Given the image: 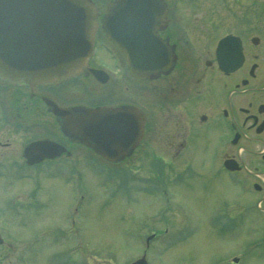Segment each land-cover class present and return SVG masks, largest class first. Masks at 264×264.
Segmentation results:
<instances>
[{"label": "flooded vegetation", "instance_id": "obj_1", "mask_svg": "<svg viewBox=\"0 0 264 264\" xmlns=\"http://www.w3.org/2000/svg\"><path fill=\"white\" fill-rule=\"evenodd\" d=\"M105 1L106 6L111 0ZM164 3L165 20L159 19L151 25L156 26L155 34L167 45L165 55L169 59L162 63L170 66L168 71L158 70L153 77L130 74L126 57L102 31L105 12L99 10L95 51L105 48L114 53H107L110 61L107 64L92 59L95 55L89 64L97 68L105 64V83L84 73L59 83L36 86L0 79V169L17 163L22 173L27 168L36 173L38 165H54L58 172L64 157H72L76 145H80L107 163L139 162L146 156L153 166L154 186L157 182L178 184L179 178L191 173L200 176L201 160L195 153L212 152L206 163L213 173L226 172L232 180L244 183L245 192L259 194L256 210L264 216V168L260 166V163L264 166V0H164ZM114 24L115 28L120 25L122 31H127L138 22L126 19ZM223 66L232 69L225 70ZM90 80L105 86V92L104 99L87 105L123 106L129 119L137 116L141 121L144 116L133 136L118 141V148H124L119 151L118 157L123 156L120 159L108 160L77 139L64 135L60 129L63 118L54 115L47 103L52 101L60 106L82 103L75 100L67 103L69 89L74 95L83 91L90 98L99 96L94 94ZM75 83L81 86V92L75 90ZM28 131L29 140L15 154L9 140L15 133ZM38 139H50L64 145L66 151L27 164L24 147ZM251 143L257 147L247 148L245 144ZM153 147L156 149L152 152ZM245 153H251L252 159ZM227 160L232 169L225 167ZM237 173L244 176L237 179ZM162 187L167 189L165 184ZM242 212L233 202H225L219 211L220 230L234 231L243 220L248 222V215ZM232 257L224 261L240 262Z\"/></svg>", "mask_w": 264, "mask_h": 264}, {"label": "rangeland", "instance_id": "obj_2", "mask_svg": "<svg viewBox=\"0 0 264 264\" xmlns=\"http://www.w3.org/2000/svg\"><path fill=\"white\" fill-rule=\"evenodd\" d=\"M105 2L95 0L100 9ZM107 58L100 48L92 59L110 62ZM92 87L99 96L90 98L83 91L74 95L69 89L67 103L104 99L105 86L93 82ZM29 134L15 133L9 140L15 154ZM73 154L64 159L63 169L55 172L54 165L49 166L51 172H39L35 179L29 177L32 169L25 178L17 176V163L1 171L10 175L0 177V264H129L141 256L145 237L153 232L146 249L149 264H228L224 259L232 256L239 258L238 264H264V216L256 210L259 194L245 192L244 183L226 172L214 174L206 163L212 152L195 153L201 160V168L194 163L200 176L191 173L178 184L161 182L166 191L161 183L151 185L153 166L146 156L113 165L80 145ZM250 154L244 155L252 159ZM242 176L235 174L237 179ZM227 201L249 218L234 231L220 230L219 211Z\"/></svg>", "mask_w": 264, "mask_h": 264}, {"label": "water", "instance_id": "obj_3", "mask_svg": "<svg viewBox=\"0 0 264 264\" xmlns=\"http://www.w3.org/2000/svg\"><path fill=\"white\" fill-rule=\"evenodd\" d=\"M164 12L163 0H112L107 5L103 32L124 52L133 75L147 76L167 68L162 63L169 59L165 55L167 48L153 34L154 25H151L159 19L160 13L165 17ZM96 15L97 7L92 0H0V77L19 84L36 85L85 71L105 82L106 75L100 76V72L87 66L93 51ZM134 17L141 23L130 28L138 34L127 46L120 38H129L131 34L121 31L123 26L115 28L114 23ZM223 69L232 67L223 66ZM49 104L53 113L65 118L61 127L64 134L77 137L110 160L118 159L117 153L124 149L118 148V141L133 136L140 121L137 116L129 119L128 114L108 106L59 107ZM45 146L55 148L46 141L27 146V161L32 163L45 155H53L43 151ZM33 149L39 151L31 156ZM62 150L64 147L60 148ZM151 237L148 236L147 241ZM2 241L0 236V243ZM233 259L237 260L236 257ZM130 264L148 263L143 255Z\"/></svg>", "mask_w": 264, "mask_h": 264}]
</instances>
